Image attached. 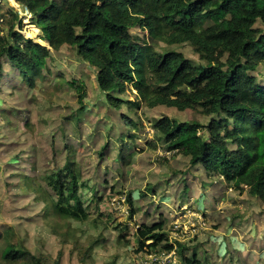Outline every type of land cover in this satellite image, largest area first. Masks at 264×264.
Here are the masks:
<instances>
[{
  "label": "rangeland",
  "instance_id": "obj_1",
  "mask_svg": "<svg viewBox=\"0 0 264 264\" xmlns=\"http://www.w3.org/2000/svg\"><path fill=\"white\" fill-rule=\"evenodd\" d=\"M9 1L6 7L14 6ZM16 24L25 38L41 39L33 19ZM132 33L150 42L147 30ZM151 45L205 63L189 42ZM49 48L43 74L30 82L7 57L0 59V264H19L3 258L6 243L46 264H139L137 224L163 220L170 234L179 213L188 228L197 223L185 216L189 212L202 215L206 226L185 237L187 255L197 252L204 264H264V203L202 165L191 166L189 157L168 152L152 127L164 115L202 124L211 117L165 105L115 109L98 86L96 69L77 50ZM253 74L264 83V63ZM74 81L85 87L83 104ZM134 93L129 88L119 96L135 100ZM67 162L89 210L84 221L55 209L48 176Z\"/></svg>",
  "mask_w": 264,
  "mask_h": 264
},
{
  "label": "trees",
  "instance_id": "obj_2",
  "mask_svg": "<svg viewBox=\"0 0 264 264\" xmlns=\"http://www.w3.org/2000/svg\"><path fill=\"white\" fill-rule=\"evenodd\" d=\"M18 1L33 13L41 39L52 49L69 45L96 69L98 86L113 108L165 105L211 117L202 124L164 115L152 127L168 152L189 157L191 166L202 165L264 203V83L253 74L264 63V0ZM17 20L11 13L8 32L0 33V59L7 57L30 82L43 74L51 50L25 38L15 29ZM135 27L147 30L150 42L140 43L132 33ZM159 42H189L205 63L180 51H157L151 44ZM72 85L83 104L85 87ZM129 88L135 100L119 96ZM123 120L139 128L128 116ZM48 183L59 215L79 221L89 217L69 162L52 172ZM127 199L133 219L134 200L131 194ZM136 233L138 251L173 247L163 220L141 223ZM187 250L179 243L183 264H204L197 252L187 255ZM2 255L11 263L46 264L41 256L7 243Z\"/></svg>",
  "mask_w": 264,
  "mask_h": 264
},
{
  "label": "built area",
  "instance_id": "obj_3",
  "mask_svg": "<svg viewBox=\"0 0 264 264\" xmlns=\"http://www.w3.org/2000/svg\"><path fill=\"white\" fill-rule=\"evenodd\" d=\"M11 1L12 0L9 2ZM13 2L14 6L11 3V6L6 7V0H0L1 34H5L9 29L8 20L11 18V13L16 14L19 22L22 24H31V20L33 19V13L28 6L21 4L18 0ZM15 29H20L19 24H16ZM183 216L181 213L178 214L176 221L173 223L172 231L168 234V242L172 244L173 247L169 250L163 249L159 246L151 248L145 247L140 251L139 264H183L178 255L179 243H183V241L187 239H185V237H189L191 234H198L201 229L206 226L202 215H199L196 212H189L188 214H185V216L192 219L197 218V223L193 222L190 228H188L186 223L181 221Z\"/></svg>",
  "mask_w": 264,
  "mask_h": 264
},
{
  "label": "bare ground",
  "instance_id": "obj_4",
  "mask_svg": "<svg viewBox=\"0 0 264 264\" xmlns=\"http://www.w3.org/2000/svg\"><path fill=\"white\" fill-rule=\"evenodd\" d=\"M28 25H29V24H28ZM32 29H33V32H34V33H38V32H37L38 30H37L36 27H33V26H32ZM34 36H35V35H34ZM38 37H39V36H38ZM40 37H41V36H40ZM40 37H39V38H40ZM34 39H35V38H34ZM38 41L40 42L41 39H39ZM41 43L46 44V41L43 40V42H41ZM48 43H49V42H48Z\"/></svg>",
  "mask_w": 264,
  "mask_h": 264
},
{
  "label": "crops",
  "instance_id": "obj_5",
  "mask_svg": "<svg viewBox=\"0 0 264 264\" xmlns=\"http://www.w3.org/2000/svg\"><path fill=\"white\" fill-rule=\"evenodd\" d=\"M152 223H153V222H152ZM139 225H140V224H139ZM139 225L137 224L136 230H137V228H138Z\"/></svg>",
  "mask_w": 264,
  "mask_h": 264
}]
</instances>
